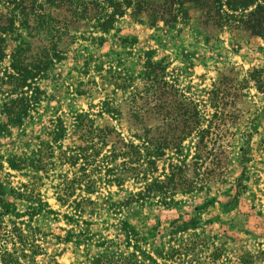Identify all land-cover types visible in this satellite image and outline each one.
Returning a JSON list of instances; mask_svg holds the SVG:
<instances>
[{"label": "rangeland", "instance_id": "rangeland-1", "mask_svg": "<svg viewBox=\"0 0 264 264\" xmlns=\"http://www.w3.org/2000/svg\"><path fill=\"white\" fill-rule=\"evenodd\" d=\"M7 1L0 0V23L9 18L33 23L34 28L20 30L19 40L29 41L33 51L56 43L62 55L39 78L44 93L37 109L9 135L0 133L2 198L22 211L25 202L13 191L27 190L57 212L32 221L46 234L35 264H89L88 256L102 252L135 253L144 264H153L145 255L155 264H208L214 246L225 250L217 264H242L243 257L264 264V89L259 91L250 78L255 70L264 76V40L241 29L201 23L200 11L188 2L186 16L181 12L175 22L152 21L144 14L136 19L127 9L102 32L94 17L104 0H97V8L89 4L94 0H84L89 5L77 17L64 5L28 0L55 19L51 39L30 9L25 22ZM1 111L0 103L3 124ZM82 112L90 113L88 127L74 123V115ZM59 123L65 128L56 143L61 151L68 154L74 145L88 144L89 162L81 171L76 170L82 159L72 167L61 151L51 156L47 148ZM88 129L91 138L85 142L82 132ZM130 143L139 145V152ZM14 156L29 159L28 165L12 168ZM38 157L43 163L34 170L30 161L37 164ZM75 172L77 179L70 183ZM153 180L168 185L167 192L151 194L144 203L128 202L130 193ZM67 184L73 185L70 200L86 197L82 190L95 187L93 203L75 217L78 225L73 221L81 239L90 238L87 250L56 237L72 227L63 217L68 208L56 199ZM171 186L180 189L172 192ZM167 201L176 203L167 207ZM178 217L182 222L198 219L194 245H179L192 230L168 233ZM10 219L15 220L4 216L3 224L10 227ZM120 220L135 226L137 242L126 243ZM172 247L179 254L171 256Z\"/></svg>", "mask_w": 264, "mask_h": 264}, {"label": "trees", "instance_id": "trees-1", "mask_svg": "<svg viewBox=\"0 0 264 264\" xmlns=\"http://www.w3.org/2000/svg\"><path fill=\"white\" fill-rule=\"evenodd\" d=\"M47 1L50 5H54V3L64 5L70 14L75 17H77L76 14L78 13H85V6L87 7L89 4H94V7L97 8L99 3L97 0L89 4H87L89 0H85L87 3H85L84 0ZM153 2H155V4H153ZM156 2L157 0H104V4L95 9L96 16L94 18L98 23V29L102 32L111 28L116 18L123 16L127 9H130V14L136 19L141 18L143 16L142 14H144L147 16V19H152V21L159 19L164 21V23L175 22L178 16L181 17V12H183L184 17L186 16L184 3L188 2L195 5L200 11L199 22L211 23L212 25L216 24L219 27L229 26L233 27V29H241L252 36H258L264 40V0H162V2ZM7 3L13 10H17V14L21 15L25 22L27 21L26 16L30 14L28 9H30L33 15L32 18H35V24L39 25L41 29L49 32V34H51V39L54 38V27L50 26V24L55 19L41 4H38L39 8L36 9L35 1H30L29 3L28 0H11L7 1ZM69 5L75 6L68 7ZM78 6H83V8L77 10ZM42 8L44 9L43 11H41ZM14 22L13 18H9L3 21V23H0V103L2 106L1 113L3 114V121H1L3 124H0V133L3 130V136L5 134L9 135V131L13 127L22 125L24 119L27 118L32 111L37 109L44 93L38 83L39 78L46 74L53 66L55 60L59 61L62 59V55L57 49L56 43H52L50 47L44 45L39 50L35 51L32 50L29 41L23 44L22 41L19 40L21 37L20 30L32 29L34 25L33 23ZM9 40H14L12 47H9ZM4 61L7 63L5 64ZM262 75L263 73L261 70H255L250 74V78L254 80L255 86L259 91L264 89V76ZM155 77L156 75H153L151 79ZM105 110L108 112L107 108ZM91 122L90 113L88 112L74 115V123L77 127H88L87 125ZM1 127H3V129ZM90 132V129L82 132L83 136L87 135V137H84L85 142H88L89 138H91L89 136ZM109 132H112V129L109 130ZM64 133L65 128L60 123L55 125L50 132L51 137L47 141V148L51 156H54L56 149L59 152L61 151V145H57L56 143L61 139ZM106 134L108 133L104 132V135ZM87 145L88 144L74 145V147L70 148V153L68 154L61 151L65 156V162L72 167L76 166L80 159L83 160V163L80 164V167H78L76 171H81V168L83 169V167L87 165L86 162H89L90 154H88ZM129 147L139 152V145L133 146L132 143H130ZM122 150L123 148L121 151ZM122 153L127 154L126 151ZM27 160L21 159L20 156H14L9 160V165L14 169H21L28 165ZM35 162L36 159H31L30 166L34 170L41 168L40 164L43 163V160L38 157L37 164ZM124 164L126 163L124 162ZM83 173L85 175V171H83ZM76 179L77 173L75 172L74 177L69 181L72 183L75 182ZM167 186L168 185L164 183L153 180L152 182L143 184L139 191L133 194L130 193L127 200L128 202L140 200L144 203V200L150 199L151 194L152 196H157L160 193L167 192ZM94 188L95 187H86L83 189L82 191L85 192L86 197H82L79 200H70V197L73 195L72 184H67L59 189V194H57L56 199L59 201L60 206L68 208V210L63 213V217L67 224H72V227L66 229V234L63 237L59 235L56 236L59 240L72 241L76 245L83 244L85 250H87L90 244L88 243L90 238L83 237L81 239V235L76 233L73 221L78 225V220H75V217H80L85 207H89L93 203L90 194L95 191ZM168 189L174 192L180 189V187L171 186ZM3 194L4 189L3 191L0 189V264H35L36 256L41 254L43 250L40 240H42L43 243L46 234L40 226L33 225L32 221L35 216L55 215L57 212L51 209L49 204L41 199L39 195L28 192L27 190L20 192L13 191L15 198H19L25 202L24 210L22 211L19 210L16 203L7 201L4 197L2 198ZM174 203H176V201H167L164 202L163 205L169 207ZM7 215L15 218V220L10 219L12 222L10 227H8L6 223L3 224V218ZM197 224L198 219L195 217L187 222H182L180 217H178L169 223L168 233L176 235L192 230L193 232L189 240L186 242H179V245L192 246L195 244V236H199L198 233L195 232ZM119 229L125 235L127 244L131 242L132 239L134 242H137L136 228L133 224L129 223L128 220H120ZM187 249L192 251V248ZM170 251L171 256L179 254V250L173 247ZM224 251L225 250L220 246H214V255L208 264L211 262L217 264L216 262L219 256H221ZM121 256L122 255L115 256L114 253L102 252L95 253V255L91 257L88 256L87 260L89 264H144L143 262L145 261V259H138L135 253H130L127 257ZM144 257L151 263H156V260L149 255H145ZM249 257L255 256L249 255ZM255 261H257V258L248 260V258L243 257L240 262L242 264H254Z\"/></svg>", "mask_w": 264, "mask_h": 264}]
</instances>
